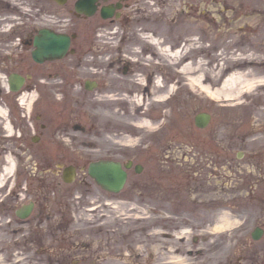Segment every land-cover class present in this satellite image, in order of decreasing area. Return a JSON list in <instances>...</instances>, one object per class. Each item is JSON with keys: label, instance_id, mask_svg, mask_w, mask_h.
<instances>
[{"label": "rangeland", "instance_id": "rangeland-1", "mask_svg": "<svg viewBox=\"0 0 264 264\" xmlns=\"http://www.w3.org/2000/svg\"><path fill=\"white\" fill-rule=\"evenodd\" d=\"M154 1L144 4L156 8L130 15L134 30L122 32L135 36L121 52L138 65L150 61L154 71L106 73V54L121 55L105 52L111 43L92 37L85 18L61 26L79 35L78 52L62 60L76 97L66 146L78 176L68 184L58 167L27 165L21 176L29 192L27 183L17 184L13 200L12 176L0 188V264H264V234L251 235L264 229V82L256 80L264 77V0H203L211 3L205 13L184 0ZM70 7H62V18L73 23ZM151 33L185 56L158 53L142 37ZM186 63L193 66L187 73ZM239 71L252 85L238 84L232 99L213 98L194 79L219 88ZM87 80L98 86L86 89ZM203 111L213 115L206 128L195 123ZM100 159L133 160L144 170L131 169L124 190L113 195L88 174ZM29 200L36 201L33 214L18 219L16 209ZM222 211L237 224L213 232Z\"/></svg>", "mask_w": 264, "mask_h": 264}, {"label": "flooded vegetation", "instance_id": "flooded-vegetation-1", "mask_svg": "<svg viewBox=\"0 0 264 264\" xmlns=\"http://www.w3.org/2000/svg\"><path fill=\"white\" fill-rule=\"evenodd\" d=\"M46 1L0 0V107L5 112H0V173L7 166L8 157L14 160L12 164L15 166L16 173L6 177L9 182L11 176H14L12 180L10 179L9 187L13 200L19 199V191L14 193L12 188L17 184L27 183V177L21 176L23 168L27 165H34L38 169L49 168L52 172L58 167L59 177L64 167L77 165L76 155L72 154L66 146V140L71 142L69 132L66 131L70 128L68 110L76 98L71 90L73 84L67 76L62 77V60L39 61L34 57L35 38L42 28L49 27L53 31L67 30L66 32L73 36L71 50L76 54L80 47L76 44L79 35L77 32L69 31L70 29H61L64 25L62 21L69 22L65 25H74L79 23L78 19L85 18L89 23L88 29L92 37L102 38L104 44L111 43L105 52L116 49L121 54L115 55L114 59L113 53L106 54L105 59L108 63L104 66L106 73L109 70L135 73L141 68L146 72L149 69L151 71L156 69L150 61L143 62L147 65L145 67L135 63L136 58L133 56L128 55L129 59H126V53H121L127 47H131V38L135 36L134 32L131 35L128 33L127 36L122 32L124 27L133 29L131 22L134 19L130 15L142 14L144 11L156 8L152 7L153 3L144 4L152 0H99L96 2V11L91 17L78 13L74 7L78 0H70L69 10L76 19L72 21L73 23H71L72 18H62V6L57 1ZM184 1V5L193 10L203 8V13L206 12V5L211 4L203 0ZM154 2L167 6L168 0ZM104 8L112 13L108 18L103 16ZM93 21L92 26L90 23ZM105 36L110 40L104 38ZM114 39L116 41L112 44ZM146 55L153 56L151 52ZM154 56L158 59L156 53ZM11 75L17 78L12 81V85L8 79ZM146 85L144 95L150 97L151 87L148 83ZM118 93L115 91L113 94L118 95ZM19 170L20 173H18ZM26 191H30L28 183Z\"/></svg>", "mask_w": 264, "mask_h": 264}, {"label": "water", "instance_id": "water-1", "mask_svg": "<svg viewBox=\"0 0 264 264\" xmlns=\"http://www.w3.org/2000/svg\"><path fill=\"white\" fill-rule=\"evenodd\" d=\"M61 3H65L66 0H58ZM96 0H79L76 3V8L78 11L87 12L91 14L95 8ZM71 43V37L67 34H57L49 31L48 29H43L41 34L36 38L35 44L37 50L35 51V57L40 58V54H51L54 57H63L68 51ZM211 115L209 113H199L196 116V123L200 127L206 126L210 121ZM132 162L127 164L130 167ZM140 170V167H137ZM89 173L95 180L112 191H120L126 183L127 172L123 169L120 162L114 160H99L93 161L89 167ZM75 175L74 168H68L64 172V178L66 181H73ZM33 204L25 206L23 209L18 211V215L21 217H26L32 211ZM262 234L261 230H256L254 232V237L259 238Z\"/></svg>", "mask_w": 264, "mask_h": 264}, {"label": "bare ground", "instance_id": "bare-ground-1", "mask_svg": "<svg viewBox=\"0 0 264 264\" xmlns=\"http://www.w3.org/2000/svg\"><path fill=\"white\" fill-rule=\"evenodd\" d=\"M142 37H144L146 40L154 43L155 46L159 49L158 53L162 52L163 54H167L170 57L176 56V57L180 58V57L185 56L182 54L184 51V48L180 47L176 51H174V50L171 51L169 49V45L164 46V42L161 43V39H160L159 35H157V34H154V33L144 34V35H142ZM104 38H107L108 40H110L109 37L105 36ZM230 44L231 45L234 44L233 40L230 41ZM197 47H200V46H197ZM187 51H188V49H187ZM232 55H233V53H232ZM249 56H252V53ZM202 64H204V63L202 62ZM191 68H193V66H191L190 63H186L183 65V67H181V70L183 72L187 73V71L189 72L192 70ZM236 72L237 71H235L234 73L239 74L238 72L237 73ZM239 72H240L241 78H240V76L229 75L224 79L223 83L221 84V86L219 88H214V87H211L210 85L205 84L202 80L203 76L201 78L196 77L198 79H196V78H194V79L197 81L198 84L201 85L202 90L206 91L212 97L217 98V99H223V98L224 99H232V98H235L234 94L238 88L237 87L238 84H245L243 87H249L250 85H252L251 80H248V78H247V74L244 73V75L242 76L241 73H243V72H241V71H239ZM199 79L202 82H200ZM256 80L264 82V77L256 79ZM256 80L254 79V81H256ZM0 112L5 113L2 107H0ZM143 120H145V119H143ZM142 125H144V124L142 123ZM9 127H10V125H9ZM13 161L10 157H8V164L3 169L2 173H0V186H2L4 184L8 174L13 172V167H12ZM236 224H237V221L231 217V214L228 211H222L221 214L218 216L215 225L212 227V230H213V232H224V231H227V230L234 228L236 226ZM179 249H180V247H175L172 249L173 250L172 252L176 253L177 251H179ZM174 258H177V257L174 256ZM179 259H181V258H177V260H179Z\"/></svg>", "mask_w": 264, "mask_h": 264}]
</instances>
